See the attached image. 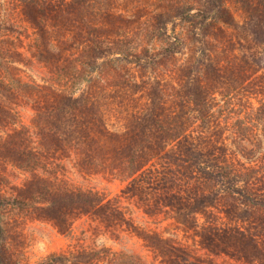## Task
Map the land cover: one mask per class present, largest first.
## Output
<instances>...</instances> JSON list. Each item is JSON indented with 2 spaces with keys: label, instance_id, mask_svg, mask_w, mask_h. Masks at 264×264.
<instances>
[{
  "label": "trees",
  "instance_id": "trees-1",
  "mask_svg": "<svg viewBox=\"0 0 264 264\" xmlns=\"http://www.w3.org/2000/svg\"><path fill=\"white\" fill-rule=\"evenodd\" d=\"M73 1L75 4L71 1L59 12V16L64 21L69 20L73 39L85 46V55L81 52L78 54V59H81L80 76L87 78V69L91 64L100 72L104 64L123 60L133 65L139 75H131L128 81L127 76L131 73L127 75L126 70L120 72L116 67L114 72L118 80L115 78L113 83H102L100 75L92 77L94 81L98 78L95 93L101 91L100 96L106 97L107 101L118 99L117 115L122 131L115 133L108 129V123L103 118L104 109L101 108L105 104L91 100V79H87L86 88L78 96L55 97L54 102L41 106L44 111L39 108L36 122L41 125V143L47 148L53 146L55 150L72 144L82 157L83 165L95 170L119 171L120 175L126 173L127 176L154 158L152 163L155 162L159 168L154 171L155 180L152 177L147 184L153 189L160 183L169 186L176 183L179 189L182 188L180 192L164 197L168 201H163L161 205L170 207L179 217L184 216L182 211L187 212L183 207L194 215L202 214L206 226L200 235L205 248L223 251L246 262H258L260 252L264 251V172L258 166L249 169L248 165L235 162V156L226 154V138L230 135L235 148L239 147L240 151L245 152L246 143L238 142L245 129L251 125L260 129L255 131L258 136L264 135V68L257 73L259 63L253 60L236 67L231 65L233 63L220 62L227 51L233 50L234 43L226 47L215 45L214 40L219 39L221 32L231 28L238 34V37H234L238 42L242 32L238 30L239 22L228 1L192 0L194 5H191L185 0H164L162 9L151 14L148 26L139 25L126 36H122L123 33H119L115 25L100 27L87 23L86 16L92 15V11L89 14L80 11L84 0ZM232 1L240 4L243 13L257 5H264V0ZM74 12L81 16L79 23L70 17ZM173 17L187 19L182 22L186 25L184 32L192 43L198 42L201 46L192 50L178 36L172 41L164 40L161 50H156L157 44L149 49L141 45V40L133 41L142 33L160 42L159 24L163 25ZM116 18L121 20L120 15ZM240 42L244 49V44ZM183 48H187L188 57L174 65L171 75L164 67ZM218 50L225 55H219ZM106 85L107 91L102 88ZM6 89L0 78V90L5 92ZM252 99L258 105L254 106ZM231 104L238 116L241 110H237L236 106L241 105L244 109V116H239L232 124L235 128L229 126L231 124L226 116H219ZM9 115V110L0 102V123L5 121L1 118ZM194 123L200 130L195 134L187 132V128ZM23 133L24 129L15 128L0 137V157L29 167L35 164L38 157L23 143ZM102 137L110 141L106 148L99 143ZM110 138L117 142L111 143ZM91 147L99 153L98 160H92ZM258 170L260 173L256 175ZM175 176L179 181H185L179 183ZM16 193L12 199L0 196V206L8 201L20 210L31 208L38 216L53 220L60 231L66 228L65 215L100 214L103 211L95 207L92 193L53 192L38 174H33ZM215 207L219 208L217 211L223 213L226 220L221 219L217 211L214 212ZM141 238L161 257L166 253L183 251L158 234L142 232ZM91 258L92 255L83 250L68 257V260L83 264ZM66 259L63 253H51L36 264H63ZM0 264H13L1 243Z\"/></svg>",
  "mask_w": 264,
  "mask_h": 264
},
{
  "label": "rangeland",
  "instance_id": "rangeland-1",
  "mask_svg": "<svg viewBox=\"0 0 264 264\" xmlns=\"http://www.w3.org/2000/svg\"><path fill=\"white\" fill-rule=\"evenodd\" d=\"M71 1L74 2L0 0V78L7 86L5 92L0 90V102L10 113L9 116L1 118L5 121L0 123V137L15 128L24 129L23 143L38 157L35 164L29 167L19 166L0 157V196L12 199L33 174H38L46 180V185L53 192L66 190L92 193L95 197V207H100L103 211L100 214L88 212L65 215L66 228L60 231L53 220L38 216L31 208L20 210L11 202L5 201L6 205L0 206V243L13 264H36L51 253H63L67 257L63 264H74L68 257L83 250L92 255V258L83 264H264V251L260 252L258 262H246L223 251L205 248L201 244L200 235L206 226L202 214L194 215L183 207L187 212L182 211L184 216L179 217L170 207L161 205L163 201H168L164 197L170 193H178L182 188L179 189L176 183L172 186L160 183L155 189L147 184L150 178L155 180L154 171L159 168L155 162L152 163L154 158L134 174L127 176L126 173L120 175L119 171L95 170L83 165L82 157L72 144L67 148L64 145L63 148L55 150L53 146L47 148L41 143V125L36 122L39 108L44 111L41 106H46L55 100V97L78 96L86 88L87 79H91V100L105 104V107L101 108L104 109L103 118L108 123V129L115 133L122 131L117 115L118 99L107 101L106 97L100 96L101 91L95 93L98 78L94 81L92 77L100 75L102 83H113L118 80L117 73L114 72L116 67L120 72L126 70L127 75L131 73L127 76L128 81L131 75H139L133 65L123 60L104 64V69L100 72L91 64L87 69V78L80 76L81 59H78V54L81 52L85 55V46L73 39L72 24L69 20L64 21L59 16V12ZM185 1L194 5L192 0ZM227 1L239 22L238 30L242 31L239 41L244 44V49L239 41L234 39L235 36L238 37L234 29H226L218 35L222 41L217 39L214 43L230 47L233 42L234 45L233 50L227 51L226 57H221L220 62L233 63L231 65L236 67L253 60L259 63L257 73H260L264 68V64L260 65L264 62V5H257L256 8L252 7L243 13L239 3ZM163 3L164 0H84L80 11L87 14L92 11V15L86 16L87 23L100 27L115 25L119 28V33L126 36L139 25L148 26L151 14L160 11ZM117 15H120L121 20L116 18ZM70 17L79 23L78 18L81 16L74 12ZM169 19L165 24H159L160 42L142 33L133 41L141 40V45L149 49L157 44L156 50H161L164 40L172 41L178 36L186 45H190L192 50L201 46L198 42L192 43L191 38L184 32L186 25L182 22L187 21L186 18ZM54 50V54H51ZM186 52L187 48L177 52L168 60L164 70H169L172 75L174 65L187 59ZM217 52L219 55H225L219 50ZM149 71L152 76L151 70ZM170 81L172 82L171 79ZM107 85L102 86L106 91ZM251 103L258 105L255 99H252ZM233 106L229 105L219 116H226L231 124L229 126L235 128L232 124L239 116H244V109L241 105L236 106L237 110H241L238 116ZM250 126L242 132L244 134L238 141L246 143L245 152L240 151L239 147L235 148L231 136L228 135L226 154L235 156V162H242L248 165L249 169L258 166L264 172V135L258 136L255 131L260 129ZM199 130L196 123L187 128V132L194 134ZM110 140L111 143L117 142L116 139ZM109 142L104 137L99 141L104 148L109 146ZM91 157L93 161L99 157V153L92 147ZM229 158L232 159L231 156ZM188 170L190 172V168ZM259 173L258 170L256 175ZM174 179L179 183L185 181H179L177 176ZM172 201L175 202L173 198ZM215 208L217 209L214 212L219 209ZM218 216L223 220L227 219L221 212H218ZM142 232L165 237L183 251L166 253L161 257L145 244L141 238Z\"/></svg>",
  "mask_w": 264,
  "mask_h": 264
}]
</instances>
